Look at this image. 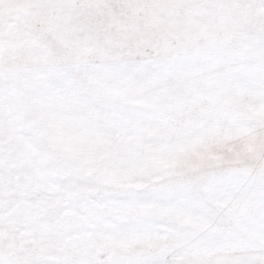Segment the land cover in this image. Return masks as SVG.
Returning <instances> with one entry per match:
<instances>
[{
    "label": "snow or ice",
    "instance_id": "6c2138e0",
    "mask_svg": "<svg viewBox=\"0 0 264 264\" xmlns=\"http://www.w3.org/2000/svg\"><path fill=\"white\" fill-rule=\"evenodd\" d=\"M0 264H264V0H0Z\"/></svg>",
    "mask_w": 264,
    "mask_h": 264
}]
</instances>
